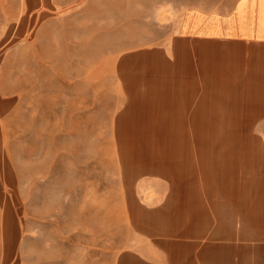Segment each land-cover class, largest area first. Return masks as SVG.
Here are the masks:
<instances>
[{"label":"rangeland","instance_id":"rangeland-1","mask_svg":"<svg viewBox=\"0 0 264 264\" xmlns=\"http://www.w3.org/2000/svg\"><path fill=\"white\" fill-rule=\"evenodd\" d=\"M240 1L0 0V264H167L148 231L174 220L161 211L172 191L151 202L144 182L178 177L159 158L127 166L122 140L175 133L190 187L202 149L261 148L252 127L147 124L142 101L167 69L194 70L185 31L203 15L237 5L242 26L264 20V0Z\"/></svg>","mask_w":264,"mask_h":264},{"label":"crops","instance_id":"crops-1","mask_svg":"<svg viewBox=\"0 0 264 264\" xmlns=\"http://www.w3.org/2000/svg\"><path fill=\"white\" fill-rule=\"evenodd\" d=\"M236 8L225 18L203 15L187 29L194 70L170 66L168 81L142 100L149 104L145 115L158 120L147 124L237 126L242 137V127H252L262 137L261 148L245 137L239 152L202 149V160L194 157V187L182 183L180 171L178 181L144 182L151 202L172 191L161 211L174 222L147 230L167 264H264V20L242 26ZM215 20L222 33L205 30Z\"/></svg>","mask_w":264,"mask_h":264},{"label":"bare ground","instance_id":"bare-ground-1","mask_svg":"<svg viewBox=\"0 0 264 264\" xmlns=\"http://www.w3.org/2000/svg\"><path fill=\"white\" fill-rule=\"evenodd\" d=\"M216 128L217 129L215 130L218 131L220 127H216ZM135 134H138V130L135 131ZM176 137L177 136L175 135V133H171L170 136L171 139L164 142L159 141L158 138L141 136V134L136 135V137L134 138H124L122 140L124 141L122 148L125 151V153L123 154H125L124 158L126 165L131 166V168L134 167L144 168V167H148L147 166L148 164L146 163V161H144L147 157L159 158V162L156 163L158 165L155 166L157 171H169L174 175V177L178 176L179 175L178 172L181 171L180 163L177 158H173L175 157L174 155L176 154V152L179 151L178 143H180V141ZM181 141L182 143L185 144V147L188 148V151L191 152L190 149L191 144L187 145L183 138H181ZM140 149L142 152H140ZM132 151L137 154L134 155ZM134 163H137V166H134L135 165ZM151 167L153 166L149 164V168Z\"/></svg>","mask_w":264,"mask_h":264}]
</instances>
